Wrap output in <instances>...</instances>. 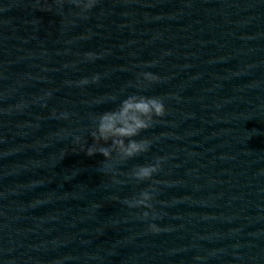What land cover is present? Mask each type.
Returning a JSON list of instances; mask_svg holds the SVG:
<instances>
[{
	"label": "clouds",
	"instance_id": "clouds-1",
	"mask_svg": "<svg viewBox=\"0 0 264 264\" xmlns=\"http://www.w3.org/2000/svg\"><path fill=\"white\" fill-rule=\"evenodd\" d=\"M65 2L79 9L77 14L86 18V14L95 7L98 0H57L61 6ZM140 76L143 77V81L149 83L160 79L151 72L140 73ZM98 79L99 77H93V82ZM80 83L87 84L88 80H82ZM138 86L143 87L144 85L140 82ZM165 113V104L158 96L128 95L115 108L93 117V128L90 132L93 143L86 147L81 144V151H85L88 156L97 153L102 155L104 160L101 171L105 175L111 173L114 183H122L116 179L118 173L112 162L123 163L149 151L150 140L147 138L137 140L135 138L140 136L141 132L151 128L156 122L155 118L163 117ZM63 118H67L66 113L63 114ZM74 142L80 144L81 137L77 136ZM163 159L158 157L154 163L137 165L128 175L137 183L151 181L154 174L160 171ZM154 199L155 189L149 185V188L134 194L131 198H125L122 203L129 209H143L139 213L140 218L147 220L151 214V219L155 220L158 217L154 212ZM148 230L153 233L161 231L155 223H150Z\"/></svg>",
	"mask_w": 264,
	"mask_h": 264
}]
</instances>
